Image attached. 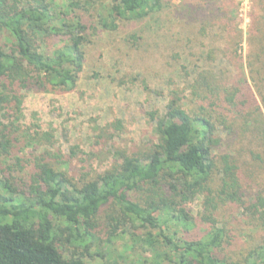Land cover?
Instances as JSON below:
<instances>
[{
  "label": "trees",
  "instance_id": "1",
  "mask_svg": "<svg viewBox=\"0 0 264 264\" xmlns=\"http://www.w3.org/2000/svg\"><path fill=\"white\" fill-rule=\"evenodd\" d=\"M263 1L253 0L249 41L264 33ZM180 4L188 12L171 0H0V264H86L91 231L108 209L143 231L149 257L142 264H264V97L257 81L249 86L229 70L193 69L189 87L171 83L163 113H145L152 149L136 157L112 147L115 163L101 174L74 178L68 167L78 151L54 147L48 129L23 127V91H73L86 47L118 21L166 5L168 22L205 15L201 30L222 41L224 58L242 61L232 0ZM22 138L39 153L15 156ZM110 221L116 229L119 219ZM63 244L84 252L64 255Z\"/></svg>",
  "mask_w": 264,
  "mask_h": 264
},
{
  "label": "rangeland",
  "instance_id": "2",
  "mask_svg": "<svg viewBox=\"0 0 264 264\" xmlns=\"http://www.w3.org/2000/svg\"><path fill=\"white\" fill-rule=\"evenodd\" d=\"M183 1L194 0H171V3L176 9L185 10L180 4ZM205 1L200 0V3ZM84 2L96 6L105 4L106 0ZM232 5L237 12V27L243 33L241 62L226 52L224 58L220 52L222 41L213 37V31L201 30L205 15L190 13L168 22L171 15L163 13L166 5L160 13L118 21L114 31L102 33L86 47L85 69L73 91H23L26 123L23 127L31 125L52 131L54 147L61 152L75 148L77 155L68 168L77 178L84 173L94 175L108 171L115 163L112 147L117 145L136 157L152 149L153 126L145 113H163L167 93L175 89L171 83L179 90L183 85L189 87L192 76L188 74L195 68H209L216 73L229 70L232 80L241 82L245 77L249 86L257 81L260 95L264 97V33L251 37L250 41L247 33L253 0H232ZM262 5L264 7V1ZM211 49L215 50L212 54ZM255 69H260V74L250 73ZM180 95L185 97L186 92ZM256 97L260 103V98ZM40 150L37 146L26 147L22 138L16 144L14 155H35ZM188 210L196 211L197 206L191 203ZM111 217L119 219L116 229ZM91 233L87 252L80 248L73 250L66 244L59 248L67 256L75 251L84 252L82 260L86 264H142V257H149L144 252L146 245L139 240L143 231L125 224L112 209L99 214Z\"/></svg>",
  "mask_w": 264,
  "mask_h": 264
}]
</instances>
